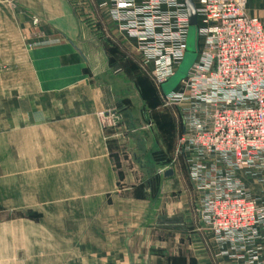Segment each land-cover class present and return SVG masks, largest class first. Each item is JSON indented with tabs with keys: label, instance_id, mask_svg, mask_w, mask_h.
Returning a JSON list of instances; mask_svg holds the SVG:
<instances>
[{
	"label": "crops",
	"instance_id": "1",
	"mask_svg": "<svg viewBox=\"0 0 264 264\" xmlns=\"http://www.w3.org/2000/svg\"><path fill=\"white\" fill-rule=\"evenodd\" d=\"M83 1L79 16L72 0H17L39 18L23 26L32 47L19 48L37 95L9 101L3 117L0 204H50V215H6L0 264H243L248 248L220 243L202 222L179 107L165 105L111 7ZM246 1L264 17V0ZM235 175L264 201V172Z\"/></svg>",
	"mask_w": 264,
	"mask_h": 264
},
{
	"label": "built area",
	"instance_id": "2",
	"mask_svg": "<svg viewBox=\"0 0 264 264\" xmlns=\"http://www.w3.org/2000/svg\"><path fill=\"white\" fill-rule=\"evenodd\" d=\"M197 57L177 90L164 94L183 119L179 143L202 194L205 227L231 249L248 248L243 264H264V201L236 179L243 167L264 172V17L246 0H193ZM136 41L157 85L172 77L186 51L184 0H102ZM116 125V114H102ZM162 171V170H161Z\"/></svg>",
	"mask_w": 264,
	"mask_h": 264
},
{
	"label": "rangeland",
	"instance_id": "3",
	"mask_svg": "<svg viewBox=\"0 0 264 264\" xmlns=\"http://www.w3.org/2000/svg\"><path fill=\"white\" fill-rule=\"evenodd\" d=\"M72 3L81 15V5L83 0H72ZM30 21L36 25L39 18L30 12L24 11L18 5L17 0H0V132L3 130V117L7 115L8 106L16 97L22 96L33 98L37 94L34 91H28L25 81L28 77L25 75V69H19V65L25 64L26 55L21 49H30L32 41L28 38L31 35L32 28L23 27ZM25 50V51H27ZM197 57V29L189 27L186 37V51L176 73L161 85L165 94L178 88V79L186 75L189 68ZM22 91H18L20 88ZM27 89V90H26ZM1 146V140H0ZM50 204L31 205L27 204L21 210H10L0 204V221L6 215H23L37 218V215H50ZM53 206V204L51 205Z\"/></svg>",
	"mask_w": 264,
	"mask_h": 264
},
{
	"label": "water",
	"instance_id": "4",
	"mask_svg": "<svg viewBox=\"0 0 264 264\" xmlns=\"http://www.w3.org/2000/svg\"><path fill=\"white\" fill-rule=\"evenodd\" d=\"M184 3L186 6V11H187V15H188L189 26L195 27L196 23H197V13H196L194 1L193 0H184ZM185 76L186 75L180 76L177 83H179ZM170 175H172L171 169L165 172V176H170Z\"/></svg>",
	"mask_w": 264,
	"mask_h": 264
}]
</instances>
